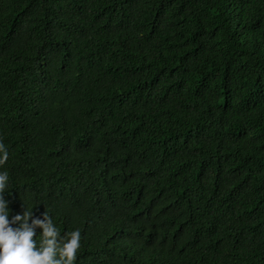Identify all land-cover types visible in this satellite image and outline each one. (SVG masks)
I'll return each instance as SVG.
<instances>
[{"label": "trees", "instance_id": "trees-1", "mask_svg": "<svg viewBox=\"0 0 264 264\" xmlns=\"http://www.w3.org/2000/svg\"><path fill=\"white\" fill-rule=\"evenodd\" d=\"M0 141L75 264H264V0H0Z\"/></svg>", "mask_w": 264, "mask_h": 264}, {"label": "clouds", "instance_id": "clouds-1", "mask_svg": "<svg viewBox=\"0 0 264 264\" xmlns=\"http://www.w3.org/2000/svg\"><path fill=\"white\" fill-rule=\"evenodd\" d=\"M8 159V149L0 141V167ZM8 181V172H0V264H75L81 247L80 230L62 236L47 211L42 219L33 218V207L10 220L9 202L5 199ZM37 228L42 230L39 243L35 239Z\"/></svg>", "mask_w": 264, "mask_h": 264}]
</instances>
